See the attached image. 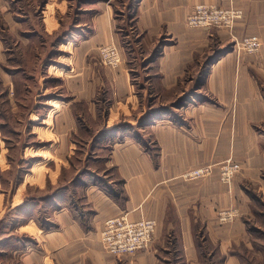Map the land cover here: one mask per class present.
<instances>
[{
	"label": "crops",
	"instance_id": "obj_1",
	"mask_svg": "<svg viewBox=\"0 0 264 264\" xmlns=\"http://www.w3.org/2000/svg\"><path fill=\"white\" fill-rule=\"evenodd\" d=\"M118 1L0 0V183L12 199L9 217L0 201V258L263 264L264 0H132L127 12ZM198 3L242 15L228 31L189 28ZM249 36L257 54L236 49ZM108 43L117 68L100 61ZM228 159L241 166L230 184L216 169L182 178ZM229 208L237 217L220 224ZM119 215L157 222L148 248L103 250Z\"/></svg>",
	"mask_w": 264,
	"mask_h": 264
},
{
	"label": "built area",
	"instance_id": "obj_2",
	"mask_svg": "<svg viewBox=\"0 0 264 264\" xmlns=\"http://www.w3.org/2000/svg\"><path fill=\"white\" fill-rule=\"evenodd\" d=\"M241 11L236 8L219 7L214 4H195L192 12L186 17L185 23L189 28H216L230 30L235 22L241 18ZM237 51L245 54H257L261 42L256 37H245L235 42ZM101 62L110 68H117L122 62V53L115 43L101 45L98 48ZM222 164L218 170L219 180L229 184L240 171L241 166L229 162ZM214 171V165H205L191 169L183 174L185 181L204 179ZM234 210H220L218 222L229 224L235 220ZM157 222L153 219L141 218L129 220L126 215H119L105 220L100 232V243L103 250L114 258L129 256L138 250L146 249L154 239Z\"/></svg>",
	"mask_w": 264,
	"mask_h": 264
},
{
	"label": "rangeland",
	"instance_id": "obj_3",
	"mask_svg": "<svg viewBox=\"0 0 264 264\" xmlns=\"http://www.w3.org/2000/svg\"><path fill=\"white\" fill-rule=\"evenodd\" d=\"M122 3V4H121ZM119 2L118 1V5H119V8H121L122 10H124V12H127V10L129 9V4H131L132 3V0H122V2ZM136 3V2H135ZM100 58V57H99ZM101 61V60H100ZM178 101V100H177ZM177 101L175 102V103H177ZM174 104V103H173ZM228 160H230L229 162H231V163H234V164H236V162H234L233 160H231V159H228ZM228 160H226V161H224V162H221V163H219V164H217V165H215V164H211V165H214V170L216 169L217 170V172H218V170H219V168H220V166L222 165V164H224V163H226V162H228ZM238 164V163H237ZM209 165V164H208ZM205 166V165H204ZM239 173V172H238ZM237 173V174H238ZM237 174L234 176V178L231 180V182H233V180L236 178V176H237ZM183 176V175H182ZM183 178V177H182ZM58 182H60V183H62V178H61V176H59L58 177ZM198 180H200V179H198ZM195 181V180H194ZM230 182V183H231ZM229 183V184H230ZM7 184V185H6ZM6 184H5V182H2V183H0V189H1V191H0V193H2V192H4V193H2V194H0V201L1 202H3V207H5V216L7 217H9V214L11 213L10 211H11V208L9 209V207H8V205H9V203H10V205H11V197H8L9 196V191H8V189H10V186H9V183L8 182H6ZM223 210H234V211H236V213L238 214V210L237 209H235V208H229V209H223ZM219 212V211H218ZM3 213H2V208H0V216L2 215ZM12 216V215H11ZM217 217H218V213H217ZM11 218V217H10ZM13 219V218H12ZM141 219V218H140ZM218 220V219H217ZM104 225V224H103ZM103 248V247H102ZM121 258V257H120ZM0 260H1V262H4L5 264H15V260H12L10 257H8V256H4V257H2V258H0ZM4 263H2V264H4ZM251 264H255V263H251ZM264 264V263H263Z\"/></svg>",
	"mask_w": 264,
	"mask_h": 264
},
{
	"label": "trees",
	"instance_id": "obj_4",
	"mask_svg": "<svg viewBox=\"0 0 264 264\" xmlns=\"http://www.w3.org/2000/svg\"><path fill=\"white\" fill-rule=\"evenodd\" d=\"M185 98L183 97V98H180V99H178V101H177V103H176V105H179V104H183V100H184Z\"/></svg>",
	"mask_w": 264,
	"mask_h": 264
}]
</instances>
